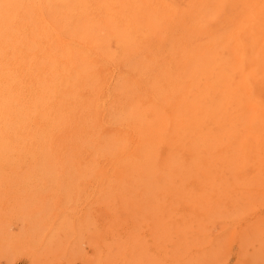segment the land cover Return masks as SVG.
I'll return each mask as SVG.
<instances>
[{"label":"bare ground","instance_id":"6f19581e","mask_svg":"<svg viewBox=\"0 0 264 264\" xmlns=\"http://www.w3.org/2000/svg\"><path fill=\"white\" fill-rule=\"evenodd\" d=\"M40 164L99 206L164 194L134 208L164 243L183 195L264 232V0H0V171Z\"/></svg>","mask_w":264,"mask_h":264},{"label":"rangeland","instance_id":"374dc122","mask_svg":"<svg viewBox=\"0 0 264 264\" xmlns=\"http://www.w3.org/2000/svg\"><path fill=\"white\" fill-rule=\"evenodd\" d=\"M68 173L65 180L56 179L62 173L41 164L0 171V264H154L151 257L156 264H169L164 255L175 244L180 264H264V232L233 234L224 202L191 209L195 205L186 201L195 200L183 195L185 204H163L164 212L179 207L185 216L177 222L189 228V239L164 243L158 233L150 236L148 215L134 212L143 203L144 210L156 208L164 194L134 202L131 188H110L118 198L99 206L95 199L102 189Z\"/></svg>","mask_w":264,"mask_h":264}]
</instances>
